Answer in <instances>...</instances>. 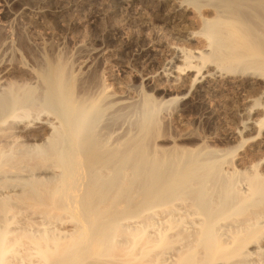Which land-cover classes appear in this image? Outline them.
Returning <instances> with one entry per match:
<instances>
[{"label":"bare ground","instance_id":"1","mask_svg":"<svg viewBox=\"0 0 264 264\" xmlns=\"http://www.w3.org/2000/svg\"><path fill=\"white\" fill-rule=\"evenodd\" d=\"M175 3L194 43L127 103L97 36L0 30V264H264V0Z\"/></svg>","mask_w":264,"mask_h":264},{"label":"rangeland","instance_id":"2","mask_svg":"<svg viewBox=\"0 0 264 264\" xmlns=\"http://www.w3.org/2000/svg\"><path fill=\"white\" fill-rule=\"evenodd\" d=\"M18 1L0 0L1 31L8 34V31L25 30L28 26L31 29L32 25L34 28L31 30L34 32L42 31L41 28L45 31L46 28V32H50L49 34H51V40L55 38L52 42L56 41L59 46L57 48H60L57 51L55 50V53L61 50L62 44L67 43V48H69L66 51L67 53L69 52L68 56L71 58H73V53L77 54L75 46L73 47L75 40L61 39L59 35L63 31V34H66L68 37H71L73 34H77L81 38L83 37V41H79L82 45H85L88 38L92 35V37L97 36V40L94 38L95 45H93L97 49L94 48L93 51L91 50L92 52L84 51L83 54L88 53L91 55L94 50L101 49L102 51L100 50V52H103L104 59L106 58L107 60L108 58L112 62H117L121 71L117 72L115 68L111 67L112 71H114L113 75L116 74L115 76L119 78H117L119 81H117L119 83L117 85L119 87L125 86L126 88L128 86V97H130L121 98L122 103L131 102L139 98L137 94L141 91L142 73L148 71L160 73L162 68L160 69L159 66L163 65V63L166 65L165 67H170V65L165 64L167 63L165 59H168L169 56L172 58V65L179 63L181 53L175 49L174 43H183V41L194 43L188 35L190 28H187L188 26H193V13L187 11L185 8L174 7L176 0H168L162 9L157 5V0H134L133 4L117 3V0H51L52 4L50 5L40 3L38 0ZM118 5H120V8ZM41 41L39 39L38 43H41ZM7 43L8 39L6 40ZM40 46L42 45L40 44ZM0 48V60H8V48L7 52L4 46ZM37 52L35 51L36 56L42 55L40 47ZM17 54L21 55L19 50H17ZM92 58L93 55L88 60ZM133 75H136L135 80L131 82L130 78ZM150 75L147 74L143 78L145 79ZM183 77L186 78L184 75ZM170 78H172V75ZM7 79L2 81L3 84L0 85V88L6 86ZM152 80L145 81L147 86L143 90L147 94L151 91ZM156 80L157 82L164 81V79H159V77ZM124 94L126 95L127 93ZM234 95L238 97L242 96L239 92L234 93ZM132 97L134 98L132 99ZM193 116H190V119ZM175 117L179 118L177 114ZM193 119H197V115ZM180 124L182 125L183 123ZM188 126L186 127L188 128Z\"/></svg>","mask_w":264,"mask_h":264}]
</instances>
